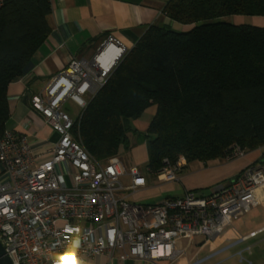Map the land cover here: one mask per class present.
Segmentation results:
<instances>
[{
	"label": "built area",
	"instance_id": "built-area-1",
	"mask_svg": "<svg viewBox=\"0 0 264 264\" xmlns=\"http://www.w3.org/2000/svg\"><path fill=\"white\" fill-rule=\"evenodd\" d=\"M128 50L106 36L90 57H72L43 93L31 97L32 108L57 137L47 153L33 152L25 136L8 128L0 137V241L12 264H89L96 257L171 262L183 257L196 264L213 255L197 258L207 241L239 216L264 208V165L251 163L209 195L188 191L157 204L120 196L144 186L143 177L118 154L103 161L92 156L73 137L79 117L63 108L72 101L82 110ZM233 150L238 157L245 152ZM186 164L183 156L174 163L163 159L157 178L176 181ZM122 176L130 178L128 186L119 182ZM195 237L203 241L190 253Z\"/></svg>",
	"mask_w": 264,
	"mask_h": 264
},
{
	"label": "trees",
	"instance_id": "trees-1",
	"mask_svg": "<svg viewBox=\"0 0 264 264\" xmlns=\"http://www.w3.org/2000/svg\"><path fill=\"white\" fill-rule=\"evenodd\" d=\"M49 0H6L0 7V137L7 129L8 85L48 36ZM163 13L189 26L151 25L88 100L73 137L97 160L144 141L147 167L162 160H227L234 147L264 148V26L222 21L262 16L264 0H168ZM156 111L143 136L129 120ZM170 198V197H167Z\"/></svg>",
	"mask_w": 264,
	"mask_h": 264
},
{
	"label": "crops",
	"instance_id": "crops-1",
	"mask_svg": "<svg viewBox=\"0 0 264 264\" xmlns=\"http://www.w3.org/2000/svg\"><path fill=\"white\" fill-rule=\"evenodd\" d=\"M49 1L52 9L49 17L51 30L26 63L21 75L12 81L7 89V100L10 107L7 128L25 136L32 151L37 154L47 153L53 143L57 141V137L42 115L32 108L31 97L43 93L49 80L62 71L72 57H90L95 46L106 36H114L121 45L130 49L151 25H167L175 30H183L189 27L170 20L163 13V7L168 0ZM238 19L245 23L244 16H239ZM249 19H252L251 24L264 26V17L262 16H254ZM155 111L154 106L150 107L144 116L151 118ZM137 150L140 153L144 152L147 161L145 143L138 146ZM262 159L264 160L263 157ZM243 162L242 168L237 174L249 164L247 161ZM223 166L226 165L218 160L206 163L198 161L187 163L177 172V180L164 182L163 188L167 192L174 193L168 197H181L188 191L197 195H209L220 187L228 185L231 181L229 179L226 183H217L211 186L209 190L206 189L211 184V172L220 171L219 168ZM184 169H186L185 173H183ZM207 183L210 184L205 186ZM262 229L264 231V225L242 234L228 245H233L235 242L252 241L259 233L253 237H250V233ZM257 242L253 243L250 248ZM226 246L215 253L231 249L226 248ZM246 249L245 251L250 250ZM245 251H242L241 254H245ZM232 255L237 256L238 254L235 251ZM225 259L227 258L222 260ZM178 260L179 258L174 262L168 259L118 261L115 258L109 260L106 257H96L89 264H157L158 261H170L168 264H174ZM251 264H253L252 261Z\"/></svg>",
	"mask_w": 264,
	"mask_h": 264
},
{
	"label": "rangeland",
	"instance_id": "rangeland-1",
	"mask_svg": "<svg viewBox=\"0 0 264 264\" xmlns=\"http://www.w3.org/2000/svg\"><path fill=\"white\" fill-rule=\"evenodd\" d=\"M240 15H231L226 16L223 19L229 23H236L238 24L243 23L247 25H254L251 24V20L249 18H253L254 16H244L245 23L238 19ZM243 17V16H240ZM257 17V16H256ZM72 118L79 117L81 113V108H79L76 104L72 101H67L63 108ZM78 120V118H77ZM150 121V118L147 116H142L139 119H130L129 120V127L130 129H136L137 133L141 136L145 134L147 124ZM133 135L130 134V143L127 146H120L118 150V155L122 159L123 163L129 168H137L140 175L143 177L145 185L139 187L135 193L132 191H122L119 192L120 196H127V200L140 203V204H157L162 202L168 195H173L172 192H167L163 188V184L165 181H159L157 178L156 172L151 171L147 167L146 158L144 156V152L140 153L137 150L138 146L144 144L139 137H132ZM237 151L231 150L228 156L231 155L229 160H222L221 162L226 166L220 167V171L211 172V179L210 183H207L206 189H210L211 186L218 184H223L231 180L232 177L238 173V171L242 168L243 161L249 162V164H256V165H264V148L257 149L254 151H246L240 157L236 154ZM263 162V163H262ZM186 169L183 170L185 173ZM119 182L123 184V186H128L130 184V178L127 176H122L119 179ZM205 190V189H204ZM264 225V208H259L254 212L245 213L239 216L237 219L233 221V223L227 226L214 240L207 241L205 246L199 250L198 257L199 259H204L208 255L213 254L209 258L198 262L196 264H264V231L263 229L259 231L258 236L254 238L252 241L248 242H235L233 245H228L233 242L236 238L240 237L242 234L249 232L250 230L258 229L259 227ZM263 231V232H262ZM261 232V233H260ZM202 241L201 237H195L192 240L190 253H194L198 251L199 243ZM237 241V240H236ZM253 247L250 246L255 243ZM227 245V246H226ZM248 245V246H247ZM231 248L226 249L220 253L218 252L221 248L225 247ZM246 248L250 249L249 251ZM236 251L237 254H240L242 251L246 253H242L241 255H232ZM249 253H252L251 255ZM227 258L225 260H222ZM170 262V261H169ZM168 261H158L157 264H168ZM174 264H185L183 257L179 258L177 262Z\"/></svg>",
	"mask_w": 264,
	"mask_h": 264
},
{
	"label": "water",
	"instance_id": "water-1",
	"mask_svg": "<svg viewBox=\"0 0 264 264\" xmlns=\"http://www.w3.org/2000/svg\"><path fill=\"white\" fill-rule=\"evenodd\" d=\"M0 264H12L9 257L6 255L3 244L0 241Z\"/></svg>",
	"mask_w": 264,
	"mask_h": 264
}]
</instances>
